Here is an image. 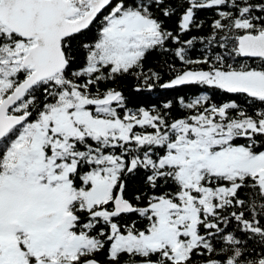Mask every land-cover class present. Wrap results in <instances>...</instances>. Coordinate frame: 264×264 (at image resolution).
<instances>
[{"label": "snow or ice", "instance_id": "snow-or-ice-1", "mask_svg": "<svg viewBox=\"0 0 264 264\" xmlns=\"http://www.w3.org/2000/svg\"><path fill=\"white\" fill-rule=\"evenodd\" d=\"M0 264H264V0H0Z\"/></svg>", "mask_w": 264, "mask_h": 264}]
</instances>
